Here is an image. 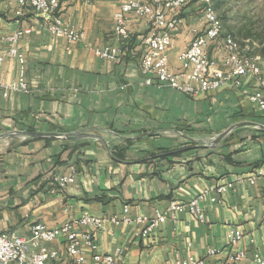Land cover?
Here are the masks:
<instances>
[{
  "label": "crops",
  "instance_id": "crops-1",
  "mask_svg": "<svg viewBox=\"0 0 264 264\" xmlns=\"http://www.w3.org/2000/svg\"><path fill=\"white\" fill-rule=\"evenodd\" d=\"M121 2L61 0L62 19L84 31L80 41L70 43L52 35L33 10L16 16L17 0H0V53L8 45L7 34L31 28L20 37L28 90L7 89L17 65L9 57L0 65V134L94 133L109 146L108 151L97 139L81 135L0 138V231L28 235L36 222L52 227L84 213L121 215L125 204L131 216L154 215L171 200L187 201L211 184L248 176L264 160V129L256 124L236 127L210 145L234 123L264 124V111L248 97L258 87L256 78L196 96L146 84L139 59L150 24L132 13L121 55L116 60L95 55L94 47L116 42L113 14ZM202 8L190 3L168 11L182 18L167 48L172 69L179 68L180 54L205 26ZM207 50L224 67L219 42ZM72 172L74 182L59 188L54 176ZM203 207L204 222L181 212L147 236L138 234L141 225L135 222H108L97 232L98 252H119L117 264H174L176 251L222 264L231 248L226 233L237 227L243 233L238 246L249 256L264 257L262 178L237 183L217 201L204 200ZM47 245L59 251L47 264H66L62 239ZM210 247L218 253L207 255ZM83 249L89 264H100L89 248Z\"/></svg>",
  "mask_w": 264,
  "mask_h": 264
},
{
  "label": "built area",
  "instance_id": "built-area-1",
  "mask_svg": "<svg viewBox=\"0 0 264 264\" xmlns=\"http://www.w3.org/2000/svg\"><path fill=\"white\" fill-rule=\"evenodd\" d=\"M189 0H122L120 7L113 14V34L116 42L93 48L95 55L109 60H116L122 52V44L129 38V14L144 16L148 19L150 29L144 37L146 49L140 56L139 67L146 84L156 83L159 86L171 87L180 92L196 96L208 90H215L226 85H238L243 77H253L258 81V87L249 94V100L257 108L264 111V67L258 57H246V49L229 50L223 44L225 57L224 67L208 53V47L215 42V35L221 34L213 27V21L203 11L204 28L195 34L189 45L180 54V66L170 67L167 48L172 42V33L182 23L178 14L169 15L182 9ZM202 4L204 0H199ZM16 16H23L24 10L31 9L43 20L44 26L55 37H63L68 42H78L83 38L82 27L66 23L58 9L61 0H17ZM31 28L16 29L5 36L7 47L0 53V65L6 58H12L17 65V77L4 84L13 91H27L28 82L25 76V56L20 45V37L29 33ZM258 178L264 180V160L255 165L248 176H238L235 180L211 184L199 191L187 201L171 200L167 209L154 215L138 214L131 216L129 205L123 206L121 215H93L84 213L72 220L49 227L42 222H36V227H30L28 235L0 231V264H47L59 257L56 248L47 244L56 239H62L65 248L66 264H89L84 247L92 251L91 259L100 264H117L121 258L119 252L114 254L98 252L97 232L103 230L106 223L135 222L141 225L139 235L147 236L152 230L163 223L168 216L176 220L181 212L194 215L204 222L206 214L204 200L212 202L218 196L234 188L237 183L254 184ZM75 174H58L54 181L59 188L73 183ZM87 228V229H86ZM243 238L241 229L230 228L226 240L230 251L222 264H264V257L259 252L248 255L246 249L238 244ZM190 243H188L189 245ZM207 255L218 253L216 248L207 249ZM174 264H205L203 258L192 254L183 256L174 253Z\"/></svg>",
  "mask_w": 264,
  "mask_h": 264
},
{
  "label": "rangeland",
  "instance_id": "rangeland-1",
  "mask_svg": "<svg viewBox=\"0 0 264 264\" xmlns=\"http://www.w3.org/2000/svg\"><path fill=\"white\" fill-rule=\"evenodd\" d=\"M225 35L233 34L249 53L264 61V0H212ZM198 3L199 0H189ZM203 9V8H202Z\"/></svg>",
  "mask_w": 264,
  "mask_h": 264
},
{
  "label": "water",
  "instance_id": "water-1",
  "mask_svg": "<svg viewBox=\"0 0 264 264\" xmlns=\"http://www.w3.org/2000/svg\"><path fill=\"white\" fill-rule=\"evenodd\" d=\"M246 124H256V125H258L264 129V124L253 123V122H237V123L232 124L228 128H226L224 131L219 133L215 138H213L210 141V145L214 146L215 144L219 143L231 130H233L236 127L246 125ZM15 135H17V136H30V137L59 136V137H63L66 139L74 138V136H76V135L88 136V137H91V138H94V139H97L98 141H100L105 146V148L109 151V146H108L107 141L102 136H100L98 134H94V133L80 132V133L74 134V132L62 133V132H36V131H29V130H18V131H12V132L0 134V138L11 137V136H15Z\"/></svg>",
  "mask_w": 264,
  "mask_h": 264
},
{
  "label": "bare ground",
  "instance_id": "bare-ground-1",
  "mask_svg": "<svg viewBox=\"0 0 264 264\" xmlns=\"http://www.w3.org/2000/svg\"><path fill=\"white\" fill-rule=\"evenodd\" d=\"M202 5H203V11H207V17H209L213 21V27H215V30L221 33L215 35V41L216 42L218 41L221 47H223V44L225 43L226 48H228L229 50H236L238 48L242 49L241 45L236 41V39H234L230 35L223 34L222 24L214 8L213 1L204 0V3ZM246 57H256V56L246 53ZM31 227H36V223L32 224Z\"/></svg>",
  "mask_w": 264,
  "mask_h": 264
},
{
  "label": "trees",
  "instance_id": "trees-1",
  "mask_svg": "<svg viewBox=\"0 0 264 264\" xmlns=\"http://www.w3.org/2000/svg\"><path fill=\"white\" fill-rule=\"evenodd\" d=\"M228 35H230V36H232L234 39H236V37L233 35V34H228ZM236 41L241 45V47H242V49H245L244 47H243V45L236 39ZM245 47H247L248 49H249V46L248 45H244ZM247 49V50H248ZM246 50V53H249V51H247ZM249 54H251V53H249ZM255 56V55H254Z\"/></svg>",
  "mask_w": 264,
  "mask_h": 264
}]
</instances>
